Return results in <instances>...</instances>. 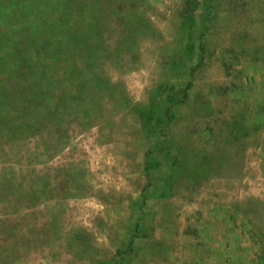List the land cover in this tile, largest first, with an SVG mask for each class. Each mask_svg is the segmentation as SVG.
I'll return each mask as SVG.
<instances>
[{
    "label": "rangeland",
    "instance_id": "1",
    "mask_svg": "<svg viewBox=\"0 0 264 264\" xmlns=\"http://www.w3.org/2000/svg\"><path fill=\"white\" fill-rule=\"evenodd\" d=\"M7 11L0 264H264V0Z\"/></svg>",
    "mask_w": 264,
    "mask_h": 264
},
{
    "label": "trees",
    "instance_id": "2",
    "mask_svg": "<svg viewBox=\"0 0 264 264\" xmlns=\"http://www.w3.org/2000/svg\"><path fill=\"white\" fill-rule=\"evenodd\" d=\"M2 2V0H0V3ZM9 3V2H8ZM8 3H4L3 2V5H2V7H4V8H8ZM10 4V3H9ZM43 6H46V4H44ZM3 14H5V15H3ZM11 14L9 13V11H7V12H4V13H2V14H0V20H3V19H5L6 20V16H10Z\"/></svg>",
    "mask_w": 264,
    "mask_h": 264
}]
</instances>
